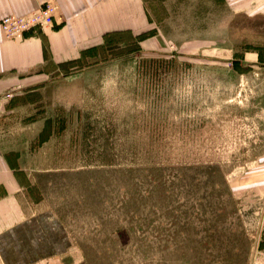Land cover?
<instances>
[{"label": "rangeland", "instance_id": "obj_1", "mask_svg": "<svg viewBox=\"0 0 264 264\" xmlns=\"http://www.w3.org/2000/svg\"><path fill=\"white\" fill-rule=\"evenodd\" d=\"M138 45L0 94V149L73 234L61 262L264 264V68Z\"/></svg>", "mask_w": 264, "mask_h": 264}, {"label": "crops", "instance_id": "obj_2", "mask_svg": "<svg viewBox=\"0 0 264 264\" xmlns=\"http://www.w3.org/2000/svg\"><path fill=\"white\" fill-rule=\"evenodd\" d=\"M46 1L58 6L52 28L8 39L0 25V94L72 77L62 71L112 35L133 36L140 49L169 44L217 62L264 68V38L255 36L264 35V0H0V22L8 14L29 15ZM256 20L261 29H252ZM244 33L253 35L246 44L238 36ZM7 157L0 149V264L77 258L65 221L33 204L24 191L25 170Z\"/></svg>", "mask_w": 264, "mask_h": 264}, {"label": "built area", "instance_id": "obj_3", "mask_svg": "<svg viewBox=\"0 0 264 264\" xmlns=\"http://www.w3.org/2000/svg\"><path fill=\"white\" fill-rule=\"evenodd\" d=\"M58 6L50 1L42 3L29 15L8 14L0 22L1 28L8 39H20L26 35L45 31L53 27ZM52 264H65L61 261Z\"/></svg>", "mask_w": 264, "mask_h": 264}]
</instances>
